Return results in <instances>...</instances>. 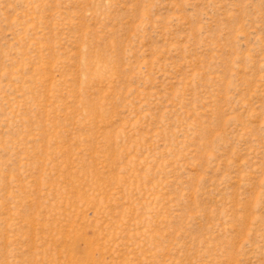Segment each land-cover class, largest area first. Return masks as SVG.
Returning <instances> with one entry per match:
<instances>
[{
    "label": "rangeland",
    "instance_id": "obj_1",
    "mask_svg": "<svg viewBox=\"0 0 264 264\" xmlns=\"http://www.w3.org/2000/svg\"><path fill=\"white\" fill-rule=\"evenodd\" d=\"M0 264H264V0H0Z\"/></svg>",
    "mask_w": 264,
    "mask_h": 264
}]
</instances>
